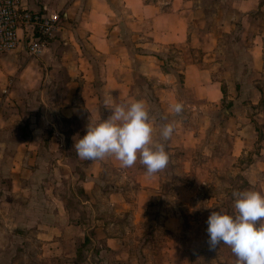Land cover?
<instances>
[{
	"label": "crops",
	"instance_id": "obj_1",
	"mask_svg": "<svg viewBox=\"0 0 264 264\" xmlns=\"http://www.w3.org/2000/svg\"><path fill=\"white\" fill-rule=\"evenodd\" d=\"M263 1L24 0L33 10L59 12L64 21L57 38L42 55L30 57L23 38L15 51L0 56V159L8 157L11 151L9 143L14 140L12 137L7 142L3 139L2 134L6 130L12 128L11 131H17L16 128L22 125L31 129L27 136L20 135L18 145L11 151L15 159L13 164L6 168L1 162L0 174L11 172L18 177L23 174L26 170L23 166L25 154L32 152L36 157L41 142H44V124L67 123L70 133L56 127V135L49 139V149L53 154L63 153L62 159L86 162L83 177L80 173H72L75 178H80L81 191L86 197L79 199L80 209L73 210L72 217L68 216L69 213L67 216L66 213L59 214L65 219V224L44 225L39 236L49 243L47 247L56 249L54 256L63 252L58 244L64 230L66 236L79 245L87 235L90 237L87 231L90 228L94 230L93 237H90L93 246L86 250L85 264H123L121 260L128 261L131 252L123 247V239L136 235L137 231L133 232L131 225L137 227V223L148 220L150 200L160 195L164 187L162 171L148 175L139 160L132 167L123 168L114 157L86 161L78 157L76 150L70 151L69 147L74 149L76 140L86 135L90 118H107L103 112L105 90H113L121 99L118 103L134 99L145 101L154 117V139L159 138L163 125L175 123L171 139L165 142L169 163L174 164L175 152L182 151L188 155L191 146L197 147L207 139L205 132L210 122L202 109L196 119V128L187 125L183 113L176 116L170 112L169 105L176 102H183L193 109L198 105L186 102L180 90L192 92L196 100H203L216 110L224 107L225 88L215 77L211 64L215 61L220 35L213 34L207 26L208 20L219 18L220 33L248 30L253 26V17L263 10ZM134 37L141 39L137 42V39H132L136 43L130 45V38ZM246 40L239 39L237 47L245 48L247 55L250 52V60L261 68L264 65V32L258 31ZM169 48H178L181 53L177 57L181 60L178 70L165 68L169 57L165 53L171 52ZM227 93L228 110L232 112H228L230 116L225 122L226 132L232 135L230 151L218 156L212 150L207 153V149L199 147L200 152L217 161L219 157L241 158L242 161L253 157L254 160L238 168V172L249 184H258V189L253 190L264 193V147L253 153V145L260 141L259 131L248 117H234L233 110L238 108L240 98L238 85L231 82ZM259 94L261 98V91ZM260 98V101L252 103L260 104ZM61 149L64 151H57ZM220 168L221 165L215 164L214 171H209L219 173ZM108 170L118 174V178L107 181L109 190L102 194L99 190L105 188L103 175ZM190 171L193 172V168H185V172ZM178 186L183 190L173 189L176 196L168 197L174 200L172 207L165 202L162 211L165 227L177 231L182 227L185 216V194L188 190L185 186ZM196 197L194 192V202ZM126 216L127 222L123 224L120 218ZM84 221L88 224L85 225ZM65 225L67 229H64ZM94 248L97 249L94 254L96 261L91 259ZM76 253L77 248L73 251L74 257L61 264H77ZM130 261V264H137L132 258Z\"/></svg>",
	"mask_w": 264,
	"mask_h": 264
},
{
	"label": "rangeland",
	"instance_id": "obj_2",
	"mask_svg": "<svg viewBox=\"0 0 264 264\" xmlns=\"http://www.w3.org/2000/svg\"><path fill=\"white\" fill-rule=\"evenodd\" d=\"M62 20L64 21V18ZM219 21L218 17L210 18L207 26L212 29L214 35H220L219 48L214 56L215 61H212L211 64L215 77L223 83L225 88L224 107L216 110L209 103H204L205 101L200 99L196 100L195 94L192 92L180 90L186 102L198 103L194 109L192 106L184 105L183 116L189 127L196 128V119L199 117L200 109L202 112H206L208 122L210 120L205 132L207 139L202 144L198 143L197 147L196 145L191 146L188 155L182 151L175 152L173 159L175 163H169L162 171L160 175L165 180L162 182V184L165 182L164 187L160 195H155L154 199L150 200L147 211L148 220L137 223L135 225L137 227L131 225L130 229L133 232L137 231L136 235H130L129 238L123 239V247L131 252L128 261L121 260L123 264H130L131 258L137 264H236V256L229 246L221 244L215 249L210 248L207 221L213 211L223 209L228 213L233 212L234 197L232 193L234 191L258 189V184L255 186L249 184L246 178H243L238 172V168L245 167V164L254 158L247 157L248 159L244 158L242 161L241 158L219 157L217 161L209 154L202 155L199 147L207 149V153L212 150L218 156L230 151L232 135L226 132L225 122L230 116L228 111L231 112L228 110L230 106L226 101L231 82L234 86L238 85L240 97L237 103L238 108L233 110L234 117L246 116L257 127L260 141L253 145V153L259 152L258 150L264 147V65L260 68V65L258 66L255 61L250 60V52L248 57L247 50L245 48L241 50L236 44L241 38L250 40L258 31L264 32V7L253 17V26L248 30H237L230 34L222 32V34L218 32L220 30L218 29ZM132 39H137V42L141 38H130V45L136 43ZM244 46L246 45L244 44ZM168 51L171 52L165 53L169 56L165 62V68L178 70L181 64V60L177 58L181 55L179 49L169 48ZM76 53L78 54L77 51ZM243 58H245L244 61H242ZM104 93L103 101L109 94L113 96L115 103L121 101L115 96L113 90L111 92L105 90ZM259 98L261 99L260 104L252 103L258 101ZM103 112L106 117L110 115L109 109L105 108ZM45 118L43 119L45 120ZM53 123L56 125H47L43 122L45 125L42 135L44 142H41V148L37 150L36 157L32 152L25 154L24 165L21 164L26 169L23 174H20L19 177L11 172L0 174V264H61L74 257L75 248H77L75 262L85 264L86 250L93 246L92 240L86 244L84 240L82 244L75 245V242L66 236L64 229H67V225H65L62 241L58 244L59 247L61 245L63 252L60 256H54L56 249L47 247L49 243L39 236L43 232L44 225L65 224V219L59 214L66 213L65 216H67L69 213L68 216L72 217L73 210L80 209L79 199L86 197L81 191L80 178H75L72 173H80L83 177L86 172L83 171V168L87 167V164L86 162L79 163L74 159H62L63 153L60 152L51 153L49 139L52 135H56V127L65 131L66 134L70 133L66 122L59 121L60 125ZM22 127L24 126H19V129L17 127V131H11L12 128H9L2 134L5 141L11 137L14 139L9 143L11 151H14L18 145L20 135L27 136L31 132L29 127ZM52 144L55 148L54 143ZM69 149L70 151L75 150L72 147ZM11 151L8 157L0 159V166L1 162L6 168L13 164L15 159ZM57 151L63 152L64 149ZM215 164L221 165L219 173L213 172L212 168L215 167ZM65 165L69 167L65 168ZM185 168H193V172H185ZM211 169L212 172L209 171ZM117 178L118 174L112 170L106 171L103 175L105 188H101L99 192L102 194L107 192L109 190L107 181ZM179 184L188 189L185 194L187 197L186 212L185 216L183 215L184 219L179 231L169 230L164 225L162 211L165 209V202H168L172 207L174 200H170L168 197L169 195L176 196L173 189L183 190L178 186ZM194 192L197 195L196 202L193 201ZM64 206L66 207L64 208ZM120 219L123 224L127 222V216ZM87 222L84 221L85 225L88 224ZM74 229L77 232L78 228ZM87 231L90 237H93L94 230L89 228ZM96 251V248L92 251L91 259L93 261H96L94 258Z\"/></svg>",
	"mask_w": 264,
	"mask_h": 264
},
{
	"label": "clouds",
	"instance_id": "obj_3",
	"mask_svg": "<svg viewBox=\"0 0 264 264\" xmlns=\"http://www.w3.org/2000/svg\"><path fill=\"white\" fill-rule=\"evenodd\" d=\"M110 110L106 119L93 120L86 125V135L76 140L74 149L81 160L95 161L114 157L123 168L132 167L137 160L148 175L166 169L170 162L166 143L175 131V123L162 126L154 139L153 120L145 101L115 103L111 94L104 99ZM172 114L180 116L183 102L169 105ZM233 212H211L207 233L210 248L225 244L236 256V264H264V193L258 190L234 191Z\"/></svg>",
	"mask_w": 264,
	"mask_h": 264
},
{
	"label": "built area",
	"instance_id": "obj_4",
	"mask_svg": "<svg viewBox=\"0 0 264 264\" xmlns=\"http://www.w3.org/2000/svg\"><path fill=\"white\" fill-rule=\"evenodd\" d=\"M61 28L62 15L57 11L33 10L24 0H0V56L15 51L23 38L29 56H40Z\"/></svg>",
	"mask_w": 264,
	"mask_h": 264
},
{
	"label": "trees",
	"instance_id": "obj_5",
	"mask_svg": "<svg viewBox=\"0 0 264 264\" xmlns=\"http://www.w3.org/2000/svg\"><path fill=\"white\" fill-rule=\"evenodd\" d=\"M181 81H182V80H181ZM228 112H229V111H228ZM227 114H228V113H227ZM90 241H91L90 237L87 236V237L85 238V244H86V243H89Z\"/></svg>",
	"mask_w": 264,
	"mask_h": 264
}]
</instances>
